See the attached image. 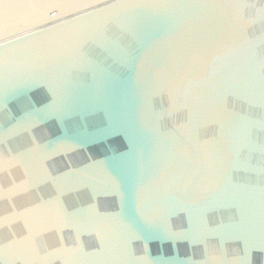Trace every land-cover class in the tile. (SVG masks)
Listing matches in <instances>:
<instances>
[{"label": "water", "instance_id": "water-1", "mask_svg": "<svg viewBox=\"0 0 264 264\" xmlns=\"http://www.w3.org/2000/svg\"><path fill=\"white\" fill-rule=\"evenodd\" d=\"M0 264H264V0H0Z\"/></svg>", "mask_w": 264, "mask_h": 264}]
</instances>
